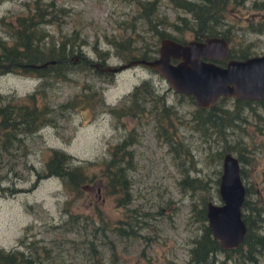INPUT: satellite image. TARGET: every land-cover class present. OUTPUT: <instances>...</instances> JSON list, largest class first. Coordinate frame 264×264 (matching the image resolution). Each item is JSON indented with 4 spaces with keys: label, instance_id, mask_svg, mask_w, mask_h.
Wrapping results in <instances>:
<instances>
[{
    "label": "rangeland",
    "instance_id": "1",
    "mask_svg": "<svg viewBox=\"0 0 264 264\" xmlns=\"http://www.w3.org/2000/svg\"><path fill=\"white\" fill-rule=\"evenodd\" d=\"M253 1L258 0H229L220 21L229 27L231 38L227 45L235 48L247 44L250 51L260 52L264 50V29H250L249 21L255 24L264 12L253 6ZM54 2L67 9L64 13L58 11L56 20L60 28L65 31L78 28V34L85 38L80 49L92 59L98 60L90 47L95 42L99 50H106L103 62L122 60L105 40L109 35L132 34L137 55L144 43H158L159 36L147 22L133 16L136 8L132 0ZM33 3L34 0H0V35L6 34L5 21H12L15 14L26 12L27 6ZM155 3L158 9L155 18L166 19V22H157V27L185 39L193 36L188 29L179 30L171 24L180 26V15L189 19L187 11L171 0H155ZM46 27L53 31L51 24L47 23ZM142 77H150L159 91L165 90L167 101L177 106L179 130L194 158L188 173L204 180L207 191L196 189L190 193L180 189L176 182L181 176L180 170L164 141L156 137L151 119L127 115L115 119L106 111L105 103L116 102ZM38 80L16 67L1 71L0 102L15 101L30 91ZM84 83L100 88L99 93L90 94V103L53 106L52 120L24 134L23 146L16 145L10 153L1 152L0 173L3 175L0 184L16 189L0 192V246L15 245L21 235L24 240L34 238L47 264H199L189 258V246L201 225L194 218L191 205L192 202L200 204V197L208 193L210 199L217 201L213 184L220 171V159L212 155L216 145L212 135L203 139L191 124L189 116L194 101L181 96L155 69L141 62L103 75L84 67L62 80L47 81L42 93L55 105L87 92ZM230 98H227V105L231 104ZM255 108L264 116V107L256 105ZM248 117L250 121L242 122L241 126L242 143L249 149L240 164L245 171V182H251L260 193L258 197L264 199V122L256 125L253 116ZM127 130L137 138L129 143L134 156V167L129 170L132 183L128 204L133 207L129 223L124 221L122 208L104 192L96 176L92 181L86 180L75 196L55 175L41 177L31 185L33 169L40 167L50 147L70 153L73 162L91 161L86 165L89 174L98 169V162L107 155L110 144L124 136ZM216 256V264H264V251L257 253L252 261L241 258L238 251L226 254L217 251Z\"/></svg>",
    "mask_w": 264,
    "mask_h": 264
},
{
    "label": "trees",
    "instance_id": "2",
    "mask_svg": "<svg viewBox=\"0 0 264 264\" xmlns=\"http://www.w3.org/2000/svg\"><path fill=\"white\" fill-rule=\"evenodd\" d=\"M132 1L136 8L133 16L145 20L158 36L165 34L178 40L183 39L174 34L170 35L156 26L157 22H166V19L164 17L155 18L158 14L155 0ZM171 1L177 7L187 11L190 16L188 19L180 15V26L171 23L176 29H188L193 37L197 38L217 33L224 35L226 40L231 38L228 32L229 27L222 25L220 21L221 13L229 0ZM252 5L263 9L264 12V0L253 1ZM27 7L26 12L15 14L12 21H5L6 34L0 35V72L16 67L22 72L31 73L39 80L30 91L25 92L15 101L5 99L0 102V154L3 151L10 153L11 148L16 145L23 146V135L52 120V111L57 105L61 107L84 105L90 103V94L100 92L99 87L95 88L89 83H84L87 92H80L78 96L58 101L55 106L42 93L43 85L47 81L62 80L70 73L80 71L84 67L100 75L113 72L99 69L89 63L91 61L103 62L106 50H99L97 44L92 43L90 47L98 60L92 59L80 49L85 38L78 34V28L72 27L69 31L60 28V23L56 20L57 14L58 11L64 13L67 10L65 7L57 5L54 0H34L33 5ZM47 23L53 26V31L46 27ZM249 28L256 31L263 30L264 14L255 24L249 21ZM134 39L130 33L118 36L109 35L105 38L123 60L131 56L150 57L156 52L155 42L144 43L137 55L138 51L133 44ZM227 46L228 56L243 57L257 53L250 51L247 44L244 47L235 48L231 44ZM49 58L53 60L36 66V63ZM148 67L154 69L151 66ZM179 94L193 101L190 94L182 92ZM228 97L219 96L213 104L208 106L195 105L189 118L192 120L191 124L193 123L194 129L199 130L203 139L210 135L215 139L216 145L212 150V155L216 159H220L224 150H230L241 162L245 157V151L249 149L242 143L241 123L250 121L248 117L250 114L253 116V123L264 122V116L255 108L256 105L264 107V97L260 99L231 97V104L227 105ZM100 103H102L101 100ZM105 109L115 119L125 115L139 119L141 117L151 119L156 137L164 141L172 161L180 170L181 176L176 181L180 189L189 190L190 193L196 189L207 191L208 185L204 180L188 173L189 167L194 164V158L179 130L177 106L167 101L165 90L159 91L150 77L140 78L120 95L116 102L105 103ZM127 131L124 136L110 144L107 155L102 156L98 162V169L89 174L86 165L91 161L73 162L70 153L59 147H50L40 167L33 169L34 177L31 185H34L41 177L55 175L65 189L75 196L85 186L86 180L92 181L96 176L104 192L110 194L114 202L122 208L124 221L129 223L128 216H131L130 210L133 209L128 204L131 200L132 183L129 170L134 167L133 150L129 143L136 141L137 138L135 135L132 136L130 130ZM231 136L233 138L229 140ZM262 138H264V133ZM25 152L26 148L23 147L22 153L25 154ZM239 173L244 185L240 211L245 230L241 241L232 248L219 245L218 240L211 235L205 221L204 204L207 199H210V195L208 193V195L201 196L200 204L192 202L191 205L194 218L201 223L198 235L192 238V244L189 246V258L193 263L216 264L217 251H223L225 254L229 251H238L241 258L252 261L257 253L264 251V199L258 197L260 193L251 185V182L247 183L243 179L245 171L241 164ZM2 175L0 173V177ZM217 182L218 175L214 178L213 184V191L218 197ZM4 188H7L6 191ZM15 189L0 184V192H11ZM0 264H47V262L40 255L35 239L24 240L21 235L17 238L15 245L8 248L0 246Z\"/></svg>",
    "mask_w": 264,
    "mask_h": 264
},
{
    "label": "water",
    "instance_id": "3",
    "mask_svg": "<svg viewBox=\"0 0 264 264\" xmlns=\"http://www.w3.org/2000/svg\"><path fill=\"white\" fill-rule=\"evenodd\" d=\"M227 47L225 36L219 33L202 38L190 37L183 41L161 35L153 56H131L116 63H89L114 72L141 62L153 67L173 90L190 94L197 106L211 105L219 96H263L264 50L234 57L227 56ZM217 59H223V62L215 61ZM52 60L49 58L36 64ZM239 166L240 162L232 151L222 152L217 182L218 199H207L204 204L210 233L224 248L236 246L245 230L240 211L244 185Z\"/></svg>",
    "mask_w": 264,
    "mask_h": 264
},
{
    "label": "flooded vegetation",
    "instance_id": "4",
    "mask_svg": "<svg viewBox=\"0 0 264 264\" xmlns=\"http://www.w3.org/2000/svg\"><path fill=\"white\" fill-rule=\"evenodd\" d=\"M192 37H193V36H192ZM186 39H187V38H186ZM183 40H185V38H183V39L180 40V41H183ZM155 54H156V52H155L153 55H155ZM153 55H152V56H153ZM227 56H228V54H227ZM215 61H217V62H219V63H222V62H223V59H217V60H215ZM228 96H229V95H228ZM231 97H232V96H231ZM263 97H264V95L261 96V97H259V98H249V99H260V98H263ZM218 98H219V97H218ZM218 98H217V99H218ZM217 99H216V100H217ZM213 103H214V102H213ZM213 103H212V104H213ZM194 104H195V103H194ZM205 221H206V217H205ZM206 223H207V221H206ZM207 225H208V224H207ZM229 248H232V247H229ZM172 264H173V263H172Z\"/></svg>",
    "mask_w": 264,
    "mask_h": 264
},
{
    "label": "bare ground",
    "instance_id": "5",
    "mask_svg": "<svg viewBox=\"0 0 264 264\" xmlns=\"http://www.w3.org/2000/svg\"><path fill=\"white\" fill-rule=\"evenodd\" d=\"M123 60V59H122ZM45 64V63H44ZM44 64H37L36 66H41V65H44Z\"/></svg>",
    "mask_w": 264,
    "mask_h": 264
}]
</instances>
